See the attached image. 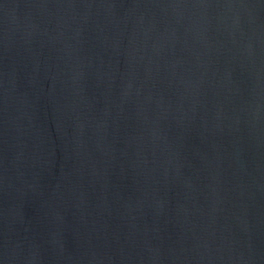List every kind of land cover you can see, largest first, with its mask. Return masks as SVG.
Here are the masks:
<instances>
[{
  "label": "water",
  "instance_id": "obj_1",
  "mask_svg": "<svg viewBox=\"0 0 264 264\" xmlns=\"http://www.w3.org/2000/svg\"><path fill=\"white\" fill-rule=\"evenodd\" d=\"M0 264H264V0H0Z\"/></svg>",
  "mask_w": 264,
  "mask_h": 264
}]
</instances>
